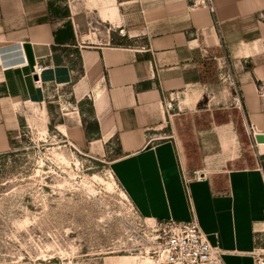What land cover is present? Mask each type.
<instances>
[{"label":"crops","instance_id":"obj_1","mask_svg":"<svg viewBox=\"0 0 264 264\" xmlns=\"http://www.w3.org/2000/svg\"><path fill=\"white\" fill-rule=\"evenodd\" d=\"M204 1L0 0V155L21 125L17 104H52V121L63 116L47 98L70 87L79 108L90 104L92 134L116 146L122 184L142 214L195 218L222 264H254L264 211L256 140L264 0H210L213 10ZM92 12L106 29L93 30Z\"/></svg>","mask_w":264,"mask_h":264},{"label":"rangeland","instance_id":"obj_2","mask_svg":"<svg viewBox=\"0 0 264 264\" xmlns=\"http://www.w3.org/2000/svg\"><path fill=\"white\" fill-rule=\"evenodd\" d=\"M92 16L93 30L107 28ZM47 100L66 118L51 121L47 102L17 104L21 125L0 155V264H153L158 233L122 184L116 146L87 130L90 104L79 108L70 87Z\"/></svg>","mask_w":264,"mask_h":264},{"label":"built area","instance_id":"obj_3","mask_svg":"<svg viewBox=\"0 0 264 264\" xmlns=\"http://www.w3.org/2000/svg\"><path fill=\"white\" fill-rule=\"evenodd\" d=\"M211 10L210 0L204 1ZM264 18V14L262 15ZM34 72L39 75L43 70L42 65H36ZM229 80L235 94L237 104H241L239 90L236 82L230 75H225ZM172 107V104L169 105ZM255 137V129L251 128ZM202 178L194 171V178ZM152 229L158 233L159 243L151 251L150 258L153 264H222L221 250L213 244L208 236L201 230L195 218L189 221L175 219L152 220ZM254 264H264V211L263 227L255 231V248L252 250Z\"/></svg>","mask_w":264,"mask_h":264},{"label":"trees","instance_id":"obj_4","mask_svg":"<svg viewBox=\"0 0 264 264\" xmlns=\"http://www.w3.org/2000/svg\"><path fill=\"white\" fill-rule=\"evenodd\" d=\"M94 125L95 124L92 123L91 126L87 127V130H89V131L93 130V131L96 132L97 131V127H95Z\"/></svg>","mask_w":264,"mask_h":264},{"label":"water","instance_id":"obj_5","mask_svg":"<svg viewBox=\"0 0 264 264\" xmlns=\"http://www.w3.org/2000/svg\"><path fill=\"white\" fill-rule=\"evenodd\" d=\"M256 140H257L258 142H263V141H264V137H263V135H257V136H256Z\"/></svg>","mask_w":264,"mask_h":264}]
</instances>
